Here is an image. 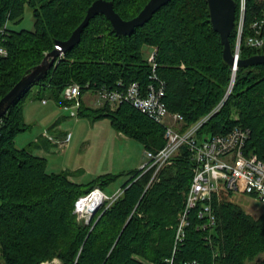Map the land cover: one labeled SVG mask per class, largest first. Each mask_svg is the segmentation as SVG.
Listing matches in <instances>:
<instances>
[{"label": "trees", "instance_id": "trees-1", "mask_svg": "<svg viewBox=\"0 0 264 264\" xmlns=\"http://www.w3.org/2000/svg\"><path fill=\"white\" fill-rule=\"evenodd\" d=\"M95 0H0V30L7 25L0 57V99L34 65L68 39L84 20ZM125 19L136 16L149 0H112ZM238 3L237 19L239 17ZM32 10L33 29L10 25ZM264 10V0H246V22ZM236 28L230 35L235 50ZM157 48L156 74L164 82L163 100L170 112L183 116L185 132L201 123L204 139L249 128L246 152L264 156V63L234 69L223 56L224 44L213 29L206 0H171L131 35H117L104 14L93 17L81 41L61 54L38 83L60 106L66 86L78 83L87 91L121 89L138 82L144 89L153 69L144 47ZM264 54V47L242 45L240 57ZM35 85V84H34ZM33 86V85H32ZM31 87L11 105L0 123V264H169L173 256L177 216L185 205L194 177V161L183 146L148 186L153 170L133 168L105 173L77 182L72 172L48 171V159L33 148H19L16 137L30 128L24 107ZM47 99V97H42ZM79 116L98 121L109 118L115 130L139 141L145 150L166 144V125L128 102L89 106L82 102ZM58 122L51 127L54 128ZM129 175L116 198H109L89 222L76 211L78 200L95 189L104 191ZM215 195L214 229L199 227L192 211L186 237L174 254V264H264V214L254 215L229 198Z\"/></svg>", "mask_w": 264, "mask_h": 264}, {"label": "built area", "instance_id": "built-area-1", "mask_svg": "<svg viewBox=\"0 0 264 264\" xmlns=\"http://www.w3.org/2000/svg\"><path fill=\"white\" fill-rule=\"evenodd\" d=\"M239 13L236 59L240 56L243 42L255 48L264 46V11L247 24L245 23L246 0H241ZM6 27L7 25L0 30V57L8 54V50L3 44ZM156 56L157 48L151 47L147 59L153 69L151 76L156 81L158 79L157 83L151 82L144 89L138 82H131L121 89L103 88L93 93H96L101 103L108 102L112 106H118L123 102H128L156 122L166 125L165 146L158 151L145 150V159L140 168H143L144 171L153 170V176L148 186L158 178L160 171L165 166L172 163L173 157L183 146L186 145L190 151L191 158L195 163L194 177L186 192L185 205L179 213L173 256L167 259L169 264H174V254L186 237L192 211L196 210L202 219L199 227L214 229L216 226L217 217L213 207L215 195H221L223 190L232 193L240 192L252 195L264 203V156L260 157L252 151L246 152V143L251 135L249 128L236 127L227 134H216L204 139L197 136V130L201 123L185 132L180 131L177 124L182 122L183 116L179 112H170L163 100L165 88L164 82L156 74L158 67ZM228 91L231 92V88ZM83 94V89L78 83L69 84L64 88L62 97L70 102L66 103L64 107L75 109L72 110L71 116L78 115L83 102ZM43 101L46 102L47 99H43ZM169 117L172 118V122L169 121ZM70 137L71 134H67L65 138H60L56 142L59 147L63 148L67 145ZM117 196L118 193L109 198L114 199ZM80 201L81 198L77 206ZM49 262L41 264H50ZM58 262L57 264H59ZM193 262L200 264L197 261ZM184 264L190 263L185 262Z\"/></svg>", "mask_w": 264, "mask_h": 264}, {"label": "rangeland", "instance_id": "rangeland-1", "mask_svg": "<svg viewBox=\"0 0 264 264\" xmlns=\"http://www.w3.org/2000/svg\"><path fill=\"white\" fill-rule=\"evenodd\" d=\"M10 25L17 29H33L34 18L30 7L26 6L21 22L15 25L10 23ZM150 49L146 46L144 47L146 57ZM38 91L39 86L37 84L31 86V91L25 102V105L27 104L25 121L31 126L28 130L17 135L16 145L19 148L31 147L34 152L37 151L39 149L38 138H44V134L54 132L55 130L51 126L55 122H58L60 128L67 132V134H71V137L67 145L62 149L58 144L49 146L51 150L50 155H45L48 159L49 172L68 170L72 172L71 178L73 180L88 182L100 174L119 173L124 170L141 167L145 159L143 145L137 140L123 137L125 135L122 136L115 130L109 118L92 121L90 118L79 115L71 116L72 110H75L74 108L66 109L50 98L47 93L40 95ZM87 95H92L90 96L91 99H89L90 106L95 107L103 104L99 102L96 93L87 91L82 97L87 100ZM42 97H47V101L44 102ZM128 178L129 175L121 176L103 191L107 197L99 209L109 197L116 193L119 194L122 185ZM222 193L225 194L227 192L223 190ZM228 196L234 202L242 205L249 213L256 216L264 214V203L256 197L240 192L232 193ZM77 212L80 218L87 219L89 217V215ZM57 261L59 260L47 262L57 264Z\"/></svg>", "mask_w": 264, "mask_h": 264}, {"label": "water", "instance_id": "water-1", "mask_svg": "<svg viewBox=\"0 0 264 264\" xmlns=\"http://www.w3.org/2000/svg\"><path fill=\"white\" fill-rule=\"evenodd\" d=\"M170 1L171 0H149L136 16L130 19H125L115 10L112 0H95L89 6L84 20L73 31L72 35L66 40H57L55 49L48 52L40 63L32 66L8 91V93H6L0 99V120L23 92L28 90L32 85L38 83L48 74L61 54L65 53L69 49H72L75 45L80 43L82 32L93 17L99 14H104L111 21L117 35H131L137 27L147 23L153 17L156 11H158L162 6L166 5ZM206 1L209 5L210 20L213 29L220 34L221 40L224 44L223 56L225 61L229 65L234 66V68L264 63V54H256L247 58L236 59L235 54L233 53L230 35L235 29L236 25L238 9L237 1ZM78 208L79 205L77 206V211H79ZM98 209V205L90 207V211L92 213L86 219V222L91 220L92 216L98 211Z\"/></svg>", "mask_w": 264, "mask_h": 264}, {"label": "crops", "instance_id": "crops-1", "mask_svg": "<svg viewBox=\"0 0 264 264\" xmlns=\"http://www.w3.org/2000/svg\"><path fill=\"white\" fill-rule=\"evenodd\" d=\"M146 47H148V48H151V46L149 47V46H146ZM151 50V49H150ZM149 50V51H150ZM149 51H148V53H149ZM88 96V99L87 100H85L84 99V97H83V101H84V103L86 104V105H89L90 106V101H89V99H91L90 98V96H92V95H87ZM43 99H45V98H42V100ZM29 104V103H28ZM99 104V103H98ZM26 109H27V104L25 105V108H24V116H25V118H26ZM169 121L170 122H172V118L171 117H169ZM56 123V122H55ZM177 126H178V124H177ZM54 132H50V133H48V134H50V135H48V134H44V138H42V137H39L38 138V143H39V149H37V151H35V153L37 154V155H40V156H44V157H47V156H45V155H50V152H51V150H50V145H57V140L58 139H60V138H65V136L67 135V132H65L64 130H62L61 128H60V124H58V125H56L55 127H54ZM51 131V130H50ZM48 132H49V130H48ZM122 136H123V134L122 133H120ZM123 137H125V138H129V137H127V136H123ZM61 148V147H60ZM62 149V148H61ZM49 151V152H48ZM78 182V181H77Z\"/></svg>", "mask_w": 264, "mask_h": 264}, {"label": "bare ground", "instance_id": "bare-ground-1", "mask_svg": "<svg viewBox=\"0 0 264 264\" xmlns=\"http://www.w3.org/2000/svg\"><path fill=\"white\" fill-rule=\"evenodd\" d=\"M264 11V10H263ZM262 11V12H263ZM261 12V13H262ZM260 13V14H261ZM260 14H258V15H260ZM257 15V16H258ZM239 17H240V13H239ZM239 17H238V19H237V17H236V25H235V28H236V35H237V26H238V20H239ZM256 18V17H255ZM254 18V19H255ZM253 19V20H254ZM253 20H251V21H253ZM250 21V22H251ZM249 22V23H250ZM245 23H247L246 22V17H245ZM249 23H247V24H249ZM237 37V36H236ZM236 43H237V39H236ZM243 44H244V42H243ZM242 44V45H243ZM246 45V44H245ZM248 46V45H247ZM264 47V46H263ZM255 48V47H254ZM261 48V47H260ZM233 49V48H232ZM242 49V48H241ZM235 51H236V47H235V50L233 51V53L235 54ZM240 53H241V51H240ZM236 57V56H235ZM239 58H241L240 56L237 58V59H239ZM238 68V67H237ZM237 68H234V66H233V69H234V73H233V81H232V84H231V86L229 87V88H231V90H232V86H233V83H234V80H235V76H236V70H237ZM235 74V75H234ZM230 94V92L229 91H227V93H226V96H228ZM106 197H107V195L105 194V192H103L101 189H96L94 192H92L89 196H84L82 199H81V201H80V203H79V208H78V210H79V212L80 213H82L83 215H90L92 212L90 211V207H92V206H94V205H98L99 207H100V205H102V203H103V201L106 199ZM80 200V199H79ZM78 200V201H79Z\"/></svg>", "mask_w": 264, "mask_h": 264}]
</instances>
